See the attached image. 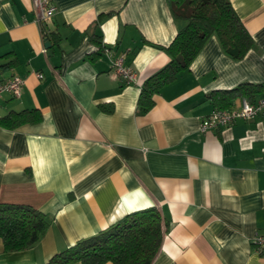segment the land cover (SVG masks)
I'll return each mask as SVG.
<instances>
[{"label": "crops", "instance_id": "1", "mask_svg": "<svg viewBox=\"0 0 264 264\" xmlns=\"http://www.w3.org/2000/svg\"><path fill=\"white\" fill-rule=\"evenodd\" d=\"M230 2L253 38L245 56L232 59L211 35L188 71L139 113L143 82L169 61L159 46L184 24L168 0H53L48 47L31 0H0V64L12 62L0 81L24 80L19 96L0 98V117L33 108L42 114L37 123L0 125V202L50 219L28 249L7 252L0 238V264L46 262L153 206L169 230L151 264H264V250L253 245L264 232V112L199 129L217 105L238 108L264 94L210 97L264 85V0ZM118 56L134 81L113 71Z\"/></svg>", "mask_w": 264, "mask_h": 264}, {"label": "trees", "instance_id": "2", "mask_svg": "<svg viewBox=\"0 0 264 264\" xmlns=\"http://www.w3.org/2000/svg\"><path fill=\"white\" fill-rule=\"evenodd\" d=\"M176 20L183 21L167 47L169 61L152 73L142 84L137 101L139 113L147 112L154 103L153 96L163 87L173 83L189 66L204 43L215 35L223 51L232 59H242L253 45V38L235 12L230 0H168ZM41 30L45 40H51L53 32ZM99 42V35L93 34ZM11 63L0 64V69ZM264 90V85H239L233 90L214 91L216 95L245 94L252 98ZM218 108L227 106L217 105ZM109 111L110 108L104 107ZM38 109L11 110L0 117V125L14 129L25 123L41 121ZM50 219L40 210L26 205L0 202V238L7 252L32 247L46 233ZM169 222L156 207L130 212L114 224L96 234L77 240L72 246L54 253L46 262L39 264H151L156 257Z\"/></svg>", "mask_w": 264, "mask_h": 264}, {"label": "built area", "instance_id": "3", "mask_svg": "<svg viewBox=\"0 0 264 264\" xmlns=\"http://www.w3.org/2000/svg\"><path fill=\"white\" fill-rule=\"evenodd\" d=\"M32 9L39 25H44L51 20L56 6L53 0H31ZM112 69L118 76H121L127 83L135 80L136 74L123 63V56L113 59ZM39 78L43 77L37 73ZM24 85V80L19 76H11L0 81V98L4 93L19 96ZM264 112V94L255 99L243 98L238 108H214L201 121L199 129L205 132L210 129L226 128L237 120H249ZM253 245L258 250H264V232L256 233L253 238Z\"/></svg>", "mask_w": 264, "mask_h": 264}, {"label": "water", "instance_id": "4", "mask_svg": "<svg viewBox=\"0 0 264 264\" xmlns=\"http://www.w3.org/2000/svg\"><path fill=\"white\" fill-rule=\"evenodd\" d=\"M45 46H46V47L49 46V42H48V40H46V42H45Z\"/></svg>", "mask_w": 264, "mask_h": 264}]
</instances>
